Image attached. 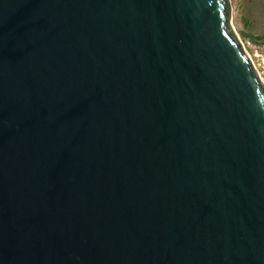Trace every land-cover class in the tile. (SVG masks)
<instances>
[{"label":"water","instance_id":"95a60500","mask_svg":"<svg viewBox=\"0 0 264 264\" xmlns=\"http://www.w3.org/2000/svg\"><path fill=\"white\" fill-rule=\"evenodd\" d=\"M0 264H264L231 0H0Z\"/></svg>","mask_w":264,"mask_h":264},{"label":"rangeland","instance_id":"374dc122","mask_svg":"<svg viewBox=\"0 0 264 264\" xmlns=\"http://www.w3.org/2000/svg\"><path fill=\"white\" fill-rule=\"evenodd\" d=\"M232 24L264 79V0H231Z\"/></svg>","mask_w":264,"mask_h":264},{"label":"trees","instance_id":"16d2710c","mask_svg":"<svg viewBox=\"0 0 264 264\" xmlns=\"http://www.w3.org/2000/svg\"><path fill=\"white\" fill-rule=\"evenodd\" d=\"M263 39L264 40V35H262L261 37H252V40H260Z\"/></svg>","mask_w":264,"mask_h":264},{"label":"bare ground","instance_id":"6f19581e","mask_svg":"<svg viewBox=\"0 0 264 264\" xmlns=\"http://www.w3.org/2000/svg\"><path fill=\"white\" fill-rule=\"evenodd\" d=\"M245 46V45H244Z\"/></svg>","mask_w":264,"mask_h":264}]
</instances>
